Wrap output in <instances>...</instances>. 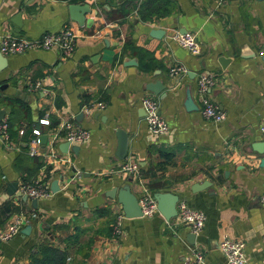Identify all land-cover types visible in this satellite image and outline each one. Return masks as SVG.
Returning <instances> with one entry per match:
<instances>
[{
	"label": "crops",
	"instance_id": "obj_1",
	"mask_svg": "<svg viewBox=\"0 0 264 264\" xmlns=\"http://www.w3.org/2000/svg\"><path fill=\"white\" fill-rule=\"evenodd\" d=\"M129 1L0 0V38L9 34L32 39L62 28L76 34L67 57L57 49L1 54L2 118L8 114V99L22 103L23 117L10 143H0V232L17 215L36 216L21 227L30 226L27 234L20 229L0 239V264H28L29 254L42 244L65 249L68 264H183L192 247L202 252L204 264H226L218 248L223 235L243 241L245 264H264V208L258 203L264 191V167L259 165L264 152L251 147L262 141L258 127L264 122V0H173L176 12L153 22H140ZM69 4H85L88 23L80 26L71 20ZM152 28L163 35L150 36ZM181 31L194 35L198 54L170 38ZM126 39L149 54L142 59L150 70L123 47ZM220 58L226 62L220 64ZM173 65L185 68L177 82L168 75ZM204 72L213 74L208 95L225 113L218 123L199 114L195 81ZM155 80L166 92L162 98L155 96L168 126L162 135L148 130L140 104L143 96H154L145 85ZM34 81L44 92L26 91L27 82ZM186 88L195 110L183 106ZM91 102L104 107L85 113L83 106ZM44 116L47 126L38 123ZM66 120L89 133L76 144V153L66 152L68 162L41 164L30 175L14 170V157L32 128L46 135L40 145L46 152ZM117 128L128 135L122 160L114 156ZM56 142L61 153L60 140ZM122 162H135L138 176L119 171ZM35 178L48 179V184L57 179L59 188L36 199L34 208L30 200L6 192L8 182L17 186L22 179ZM202 181L209 186L190 191L191 184ZM122 185L135 196L142 189L151 195L170 192L202 211L205 220L194 243L187 241L186 226L158 212L123 217L120 235L112 236L121 210L108 191Z\"/></svg>",
	"mask_w": 264,
	"mask_h": 264
},
{
	"label": "built area",
	"instance_id": "obj_2",
	"mask_svg": "<svg viewBox=\"0 0 264 264\" xmlns=\"http://www.w3.org/2000/svg\"><path fill=\"white\" fill-rule=\"evenodd\" d=\"M98 33V32H96ZM76 34L70 28H62L56 32H44L36 38H25L19 35H4L0 38V53L3 55L19 54L28 50H50L57 49L62 56H69L74 50ZM170 38L181 48L187 50L190 54H198L199 48L193 34L174 32ZM185 74V68L180 65H173L168 69V75L177 82ZM214 84L213 74L200 73L195 81V93L199 100V114L203 119L211 122H220L225 118L224 111L219 108L209 97L208 91ZM28 92H44V88L39 81L30 82L25 85ZM144 111L143 119L148 130L155 135H162L168 131V126L159 111V100L155 96H143L140 100ZM102 102H91L83 106V111L89 113L93 109H102ZM40 125L47 126L49 121L46 116L38 120ZM61 133L55 137L48 145V150L41 151L38 136L41 131L38 128H32L30 135L25 141L26 152L29 156H39L42 166H50L52 163L68 162L66 153L56 151V141H67L69 145H76L88 138V130L77 126L71 120H66L60 125ZM261 140L264 141V122L258 127ZM0 143L8 145L10 143L9 128L5 118L0 120ZM118 170L137 177L139 166L135 162H122L118 165ZM14 196L20 199L25 195L28 200L43 199L51 195L48 179L35 178L31 181H21L17 184ZM137 203L142 217H148L156 213L155 200L147 189H142L137 194ZM260 207L264 208V191L258 196ZM176 215L172 218L176 224L184 225L189 232L196 237L200 234L205 215L202 211L188 207L185 200L179 199L175 204ZM35 213L17 215L10 223L7 229L0 232V239L7 240L19 232L21 227L31 218H35ZM122 212H119L112 225V236H118L121 233ZM218 248L223 254L226 264H245L244 243L240 239H230L223 235L218 243ZM183 264H204L202 252L198 248H190L183 258Z\"/></svg>",
	"mask_w": 264,
	"mask_h": 264
},
{
	"label": "water",
	"instance_id": "obj_3",
	"mask_svg": "<svg viewBox=\"0 0 264 264\" xmlns=\"http://www.w3.org/2000/svg\"><path fill=\"white\" fill-rule=\"evenodd\" d=\"M87 12V6L85 4H69L68 5V14L69 18L73 21H75L77 24L80 26L85 22L88 23V20H84V13ZM17 17V16H16ZM181 34L184 32L181 31ZM149 35L155 38H160L163 35V31L158 28H152L149 31ZM220 64H223L226 62L225 58H220L218 59ZM4 63L3 61V56L0 53V65ZM4 66V64L2 65ZM192 74L187 73V76H190ZM145 89L152 93L154 96H158L160 98L164 97L166 95V92L164 90V85L160 80H155L153 82H148L145 85ZM183 106L186 110H195L196 105L194 104L191 94H190V89L186 88L184 92V101H183ZM4 114L3 110H0V120ZM115 138H116V148L114 151V156L118 160H122L125 155H126V147H127V138L128 135L120 128H117L114 131ZM38 140L40 142V145H43L46 140V135L40 134L38 136ZM251 147L254 151L257 153H263L264 152V141H258L255 143L251 144ZM57 148L61 153H66L68 150L76 153L77 151V146L76 145H69L67 141L59 142L57 144ZM259 165L264 167V157H262L259 160ZM209 182L207 181H202V182H195L191 184L190 186V191L191 192H196L200 189L206 188L209 186ZM58 183L57 179H54L50 182L49 184V189L51 192H55L58 190ZM16 189V182H8L6 184V192L9 195H12ZM108 196L111 199H114L118 205L120 206V210L125 218H134V217H140L141 212L137 203V198L136 196L130 191L128 185H122L119 188L112 187L108 191ZM154 200H155V205H156V210L158 214H160L165 220H169L173 218L176 215V208L175 204L178 200V196L176 194L170 193V192H156L152 194ZM22 200H26V196L22 195L21 197ZM32 208L35 207L36 204V199H31L30 200ZM29 225H25L21 229V233L27 234L29 231ZM187 241L189 244H193L195 240V236L192 233H188L187 236Z\"/></svg>",
	"mask_w": 264,
	"mask_h": 264
},
{
	"label": "trees",
	"instance_id": "obj_4",
	"mask_svg": "<svg viewBox=\"0 0 264 264\" xmlns=\"http://www.w3.org/2000/svg\"><path fill=\"white\" fill-rule=\"evenodd\" d=\"M129 2L131 8H136V14L140 22H153L160 18L169 16L177 10L176 3L173 0H137V2L130 0ZM123 47L129 49L138 57L140 67L144 70H150L151 66L145 62L144 59H142V57H149L147 52L139 47L133 46L128 39L125 40ZM7 105L8 114L6 115L5 120L8 124L9 136L11 138L15 134V126H17L23 117L21 114L23 105L18 99H8ZM57 105H59L58 102H56V106ZM50 124L53 125V122ZM20 150L21 151L14 157L13 168L17 172L30 175L33 169L41 165V160L29 156L26 152L25 145H21ZM22 180L24 181L25 179ZM67 255L68 253L65 249H59L56 246L42 244L37 246V248L29 254L28 264H68L66 261Z\"/></svg>",
	"mask_w": 264,
	"mask_h": 264
}]
</instances>
